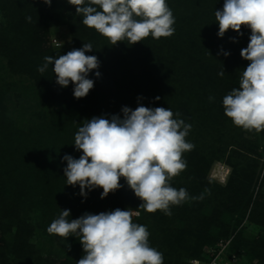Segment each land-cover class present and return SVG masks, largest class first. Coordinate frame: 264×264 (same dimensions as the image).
<instances>
[{"label":"trees","instance_id":"1","mask_svg":"<svg viewBox=\"0 0 264 264\" xmlns=\"http://www.w3.org/2000/svg\"><path fill=\"white\" fill-rule=\"evenodd\" d=\"M178 1L172 3V8L169 6L175 17V32L171 37L157 40L150 35L134 45L128 44L127 41L118 42L117 45L121 46L119 51H113L110 55L108 51L113 46L110 42L109 46L107 41L103 54L95 55L100 66L89 73L88 78L94 81V87L84 98L74 97L73 84L62 87L56 82L53 64H49L44 73L38 71L45 63V56L58 58L82 46L75 43L74 47L64 50L41 47L40 40L47 32H37L40 15L35 16L31 7L30 20L22 14L10 27L0 31V52L9 59L11 67L22 65V68L31 73L39 72L42 77L41 84L46 87L50 84L48 90L51 99L65 102L62 106L72 100L71 108L75 117L69 122L78 125V129L93 117L103 116L110 119L111 116L118 115L123 118V107L135 110L140 105L169 108L174 113V118L182 119L185 124L191 125L186 140L195 147L183 154L187 169L170 182L177 190L185 188L189 194L187 205L171 206L170 209L171 218L175 214L183 217L175 236L179 238L178 244H185L186 247L178 250L167 241L171 235L169 227L165 226L169 215L159 210L148 213L139 208L142 201L135 196L123 178L120 180L122 187L103 199L102 188L93 189L95 191H89L87 196L82 198L75 187L67 185L64 177L67 161L63 160V156L67 154L78 159L82 152L72 143L77 132L72 133L74 136L70 135L63 128L66 125L62 126L58 122L55 133H49L46 139V149L51 154L50 157L39 160L33 168L35 173H39L38 178L31 173V167L25 173L14 166L11 173H8L9 169L4 170L0 166V218L3 220L0 264H30L33 260L42 264H75L84 255L80 241L74 236L63 238L69 242H72V239L76 241L73 242L74 246H69L71 255L69 260L65 261H57L55 258L44 260L39 255L42 248L31 243L32 231L25 227L20 203L16 202L17 198L22 196L13 199L11 194L17 196L19 192L25 194L30 190H38L39 187H48L53 193L51 209L47 212L56 219L62 210H70V219H77L85 213L99 214L117 208L138 210L139 215L133 217V222L147 227L150 245L160 252L163 249V257L166 262L168 260V264L172 262V253L177 258L174 264H183L181 260L184 256L199 257L202 244H212L227 237L233 230L231 221L237 224L238 219H234L232 210L228 207L229 202L240 194L244 207L249 205L259 160L251 158L247 152H259V135L264 138V131L257 133L236 127L224 114L223 98L234 88H239L242 71L249 63L240 55L243 36L228 30L223 37H219V26L214 13L200 5L185 9L178 6ZM41 26L45 27L39 25ZM223 52L230 54L224 56ZM97 71L100 73L99 77L95 74ZM222 71L225 72L223 76L219 75ZM156 97H159V100ZM209 97L214 99L210 100ZM90 113L92 116H89ZM176 113H179V116H176ZM2 114L3 111L0 112V115ZM3 119L5 120V117ZM55 120L60 121L57 117ZM200 126L204 127V130L198 131ZM59 127H62L60 132H64L69 140L59 139ZM253 136L256 138H252ZM223 158L232 165L234 174L224 186L208 177L212 163ZM55 194L65 197H54ZM193 211L196 220L192 224L188 219ZM261 217L264 222V215ZM238 226L239 223L236 228ZM244 234L245 229L241 227L233 247H250L248 245L251 240ZM191 243H196L192 249L189 248ZM263 243L260 240L258 245H255L256 248L254 245L250 248L249 258L252 259L255 254L259 259L262 254L259 246ZM189 250L191 254L187 255Z\"/></svg>","mask_w":264,"mask_h":264},{"label":"clouds","instance_id":"2","mask_svg":"<svg viewBox=\"0 0 264 264\" xmlns=\"http://www.w3.org/2000/svg\"><path fill=\"white\" fill-rule=\"evenodd\" d=\"M42 2L51 6L52 0ZM67 2L83 17V25L108 39L111 45L124 41L134 45L150 35L158 40L175 32V17L166 0ZM215 21L219 37L228 30L240 35L242 27L251 30L247 47L240 51L249 63L242 71L239 88L223 98L224 114L236 127L264 131V0H224L223 8L215 10ZM92 50L90 43H84L58 58L45 56L38 71L44 73L53 64L56 82L62 87L73 84L74 97L84 98L94 87L88 75L100 66L96 56L86 55ZM229 54L223 52L224 56ZM95 74L100 75L98 71ZM122 112L123 118L93 117L78 129L74 145L82 155L78 159L63 157L67 161L66 184L79 185L80 195L85 197L86 189L102 188L103 199L122 187L123 178L142 201L139 208L170 216L171 206L189 200L185 188L177 190L170 182L187 169L183 154L195 147L186 140L191 125L174 118L172 110L165 107L140 105L135 110L123 107ZM134 214L139 215L131 209L117 208L70 220V210H62L47 232L65 239L79 237L84 255L77 264H164L163 253L150 246L147 227L133 222Z\"/></svg>","mask_w":264,"mask_h":264},{"label":"rangeland","instance_id":"3","mask_svg":"<svg viewBox=\"0 0 264 264\" xmlns=\"http://www.w3.org/2000/svg\"><path fill=\"white\" fill-rule=\"evenodd\" d=\"M174 1L175 0H166V3L172 8V3ZM179 1L180 3L178 6L184 7L185 9L198 7V5H200L204 6L205 10L214 14L215 10H221L223 8L224 3V0ZM30 7L35 16L40 15L37 23V32L39 30L47 32L40 40V45L43 48L64 50L74 47L75 43L79 46H83L84 43H90L93 50L88 52V55L95 56L97 53L103 54V48L107 45V41L110 46L108 39L98 34L94 29L83 25V17L76 14L75 7L69 4L67 0H52L51 6L43 3L42 0H0V31H3L5 27L6 29L10 27V25H12L15 20L17 21L22 14L26 15V18H29L31 15V11H29ZM44 19L46 20L44 21ZM39 25H45V27L41 26V28ZM233 32L236 33L235 31ZM241 32L243 33V35H241L243 39L240 45L243 49L246 48L249 43L251 30L242 27ZM76 40L79 42H76ZM111 46L113 47H110L108 55L113 51L114 53L118 52L121 47L117 44ZM41 79L42 77H40L37 71L31 73L29 70L22 68V65L19 67H11L9 59L0 52V112H4V114L0 115V166L3 167L4 170L9 169L8 173H11V169L14 168V166L19 167L21 171L25 173L28 172L31 167V173L38 178L39 173H35L33 168L39 160H42L44 157H50L51 154L46 149L48 145L46 139L49 137V133H55L54 129L57 127V123H61L62 126L65 124L66 126L63 127L64 130L72 136L78 131V125L69 122L75 117L71 108L72 100H68V103L62 106L65 102L51 99L52 96L48 90L50 84H47V87L44 86L40 82ZM91 114L92 113H90L89 116H92ZM3 117H5V120ZM55 117L60 121L55 120ZM66 122L69 123L66 124ZM61 129L62 127L58 128L59 139H63L64 141L69 140L70 138H68L64 132H60ZM197 129L198 131L200 129L204 130V127L200 126ZM48 130L50 132H48ZM51 137L53 138L52 134ZM252 138L256 137L253 136ZM259 138V152H247V155L251 156V158L253 157L259 160L255 170L256 176L252 184V199L249 205L244 207V204L241 203L242 198L240 194H238L233 197V200L229 202L230 205L228 206L231 208L230 211L232 210L234 219H238L237 224L239 223V226L236 228V222L231 221L233 230L230 231L227 237H223L212 244H202L199 257L188 258L184 256L181 260L183 264H264V243L259 246V251L260 253L262 252L259 259L255 254H253L254 256H252V259L248 256L250 254V248L253 245L254 247L256 244L258 245L260 240L264 242V222L261 217V215H264V138L260 137V135ZM72 143L74 144V139ZM52 148H54V146H52ZM233 176V167L225 158L215 160L208 174L210 180L223 186L226 185ZM75 188L78 191L77 193H80L79 185L75 186ZM85 191L88 194L91 190L86 189ZM66 195L69 196L68 194ZM11 196L13 199L22 196L21 198H17L16 202L20 203V208L26 223L25 227L32 231L30 236L31 243L37 244L42 248L39 255L42 256L44 260H46L45 258H55L57 261L69 260L71 253L68 248L69 246H74L73 242L76 243V241L72 239V242H69L68 240H63V238L57 235H51L47 232V228L50 226L51 222L56 219L47 212V210L51 209L50 203L53 201V193L50 189L48 187H39L38 190H30L25 194L19 192L17 196L13 193ZM56 196H59V194L54 195V197ZM59 197L63 198L65 195H60ZM80 197L83 198L82 195H80ZM258 202L260 204H257ZM182 205H187V202L186 204L182 203ZM129 209L134 213H139V211L134 208ZM194 215L196 214L193 211L190 219H188L189 222L192 221V224L196 220ZM136 216L138 215H133V217ZM169 217L170 218L167 219L169 221H165V226L166 228L169 227L168 231L171 234L167 241L171 243L175 249L179 250L182 247L185 248V244H178L179 238L175 236L178 232L177 229L180 228V224L183 222V217L179 214H175L172 218L171 216ZM2 222L3 220L0 218V245L3 244L1 230ZM241 227L245 229L244 236L251 240V243L248 245L250 247H246L245 245L233 247L236 243L237 232ZM14 229L15 228H13V231ZM76 238L79 240V237ZM195 246L196 243H191L189 248L192 249ZM169 248H171V246ZM173 250L172 248L171 251ZM161 253H163V249ZM189 254H191L190 250L187 255ZM171 258V264H174L173 262L177 259L174 253H172ZM165 262L164 260V264H168V260L166 263ZM30 264L42 263L33 260Z\"/></svg>","mask_w":264,"mask_h":264},{"label":"built area","instance_id":"4","mask_svg":"<svg viewBox=\"0 0 264 264\" xmlns=\"http://www.w3.org/2000/svg\"><path fill=\"white\" fill-rule=\"evenodd\" d=\"M263 149H264V147H263Z\"/></svg>","mask_w":264,"mask_h":264}]
</instances>
